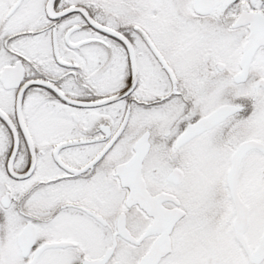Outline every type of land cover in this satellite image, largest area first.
<instances>
[{"label":"snow or ice","instance_id":"6c2138e0","mask_svg":"<svg viewBox=\"0 0 264 264\" xmlns=\"http://www.w3.org/2000/svg\"><path fill=\"white\" fill-rule=\"evenodd\" d=\"M0 264H264V0H0Z\"/></svg>","mask_w":264,"mask_h":264}]
</instances>
